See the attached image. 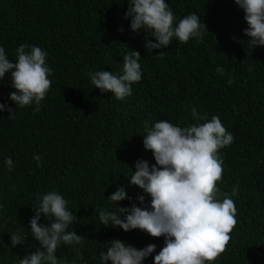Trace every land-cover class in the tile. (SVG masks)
<instances>
[{
  "label": "trees",
  "instance_id": "obj_1",
  "mask_svg": "<svg viewBox=\"0 0 264 264\" xmlns=\"http://www.w3.org/2000/svg\"><path fill=\"white\" fill-rule=\"evenodd\" d=\"M129 2L0 0V47L7 58L15 62L21 44L41 47L52 81L35 111L34 103L21 108L9 99L10 74L0 80V103L14 110L11 118L7 110L0 112V264H19L38 249L30 220L50 192L67 200L77 217L68 231L84 237L79 245L58 247V264H101L99 254L113 240L137 249L155 244L142 262L153 264L164 237L105 226L99 210L114 209L107 197L118 188L127 198L115 207L150 204L129 182L137 161L155 164L143 147L146 128L162 119L184 128L212 116L234 137L219 150L223 178L217 187L234 200L238 221L214 264H264V46L248 42L244 12L234 0H165L176 24L196 14L207 31L202 27L201 41L185 44L174 37L167 48L151 51L144 47L145 39L155 42L151 32L130 28ZM133 51L140 53L142 77L131 85L130 96L117 100L95 88L89 73L122 75L123 56ZM192 108L206 114L205 120H196ZM36 155L42 157L39 166ZM9 157L11 170L5 164ZM52 219L41 214L37 222L47 227ZM14 233L26 236L24 244L12 246Z\"/></svg>",
  "mask_w": 264,
  "mask_h": 264
},
{
  "label": "clouds",
  "instance_id": "obj_2",
  "mask_svg": "<svg viewBox=\"0 0 264 264\" xmlns=\"http://www.w3.org/2000/svg\"><path fill=\"white\" fill-rule=\"evenodd\" d=\"M243 10L248 27L244 30L252 47L264 46V0H234ZM126 18H130L133 32L150 31L155 42L145 39L148 50L167 48L175 37L180 43L190 39L202 40L200 17L190 14L175 23V17L165 0H130ZM27 49V50H26ZM159 56H163L160 51ZM47 53L38 46L21 44L16 49V61L11 62L3 47H0V80L10 74V86L14 91L9 99L21 108L36 105L40 110L51 88V69L46 63ZM138 51L123 56V74L110 71L89 73L91 83L101 93L110 92L117 100L132 94L131 85L141 80ZM217 73L224 69L217 67ZM229 80L228 83H232ZM7 110L9 118L14 110L0 103V112ZM191 114L196 120H205L195 108ZM233 135L223 126L218 116L201 124L181 128L166 119L159 120L146 128L143 147L151 151L155 164L139 160L129 182L150 197L147 207L132 205L131 208L115 207L127 198L123 188H118L107 197L114 203L112 211L99 210V221L105 226L119 227L125 232L140 230L153 238L164 237V246L153 257V264H214L227 250L230 233L238 223L237 208L227 193H220L218 182L223 178V160L219 150L233 143ZM37 165L42 159L36 155ZM6 166L14 168L12 159L5 160ZM232 196L238 195L233 188ZM221 196L223 197L221 199ZM143 205L145 196L137 197ZM68 201L55 192L43 196L35 216L30 220L32 236L39 242L36 251L19 259V264H58L55 255L58 247L79 245L84 237L68 227L77 219L68 209ZM41 214L52 217L49 226H39ZM124 219H121V216ZM26 236L14 233L10 236L12 246L24 244ZM106 252H100L101 264H142L156 250L155 244L142 249L126 245L120 240L110 241ZM77 255L82 254L77 252Z\"/></svg>",
  "mask_w": 264,
  "mask_h": 264
}]
</instances>
